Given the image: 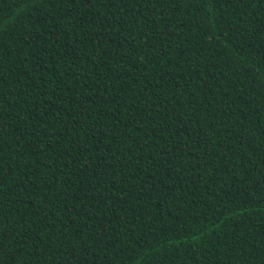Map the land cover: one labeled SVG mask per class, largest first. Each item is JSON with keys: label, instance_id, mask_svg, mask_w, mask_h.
<instances>
[{"label": "trees", "instance_id": "obj_1", "mask_svg": "<svg viewBox=\"0 0 264 264\" xmlns=\"http://www.w3.org/2000/svg\"><path fill=\"white\" fill-rule=\"evenodd\" d=\"M0 264H264V0H0Z\"/></svg>", "mask_w": 264, "mask_h": 264}]
</instances>
